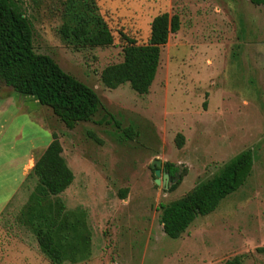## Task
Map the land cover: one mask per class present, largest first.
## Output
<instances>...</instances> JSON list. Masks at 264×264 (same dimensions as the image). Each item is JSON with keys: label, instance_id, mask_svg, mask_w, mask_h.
Wrapping results in <instances>:
<instances>
[{"label": "rangeland", "instance_id": "1", "mask_svg": "<svg viewBox=\"0 0 264 264\" xmlns=\"http://www.w3.org/2000/svg\"><path fill=\"white\" fill-rule=\"evenodd\" d=\"M93 1L112 37L107 47L61 41L58 0L16 1L31 23L33 51L96 93L101 107L89 122L67 130L48 108L0 83V98L8 99L0 104V132L20 131L38 148L51 133L58 138L73 174L58 198L67 210L86 212L91 232V255L78 264H223L235 256L241 264H264L263 8L249 0ZM161 13L176 15L179 27L160 48L148 92L138 95L127 84L105 88L99 74L122 60L123 37L145 44L151 19ZM105 114L118 129L101 121ZM128 128L126 139L121 131ZM246 150L252 167L243 185L179 238L168 239L159 205L180 198ZM155 160L158 185L150 168ZM165 164L176 169L166 184ZM32 187L23 181L0 212V264H49L16 222Z\"/></svg>", "mask_w": 264, "mask_h": 264}, {"label": "trees", "instance_id": "2", "mask_svg": "<svg viewBox=\"0 0 264 264\" xmlns=\"http://www.w3.org/2000/svg\"><path fill=\"white\" fill-rule=\"evenodd\" d=\"M16 1L0 0V83L48 108L67 130L80 122H89L101 107L96 93L63 72L49 56L33 51L31 23ZM58 1L61 23L57 34L66 45L96 48L112 44L111 34L97 14L93 0ZM249 2L264 10V0ZM178 27L176 15L161 13L151 19L145 44L136 45L133 40L123 37L122 60L101 70V84L108 89L127 84L134 93L146 94L156 74L160 48ZM101 121H111L119 128L108 114ZM121 134L129 139L132 130L124 129ZM50 137L24 180L32 181L33 187L16 222L32 235L38 252L49 264H78L91 255V232L86 212L67 210L58 198L71 185L73 174L61 156L57 136L51 133ZM181 143L182 136L178 134L176 147L179 148ZM251 167V151H242L180 198L160 204L159 224L163 234L168 239H177L197 217L212 213L220 201L243 185ZM164 170L170 177L176 172L170 164H165ZM223 264H241V261L235 256Z\"/></svg>", "mask_w": 264, "mask_h": 264}, {"label": "crops", "instance_id": "3", "mask_svg": "<svg viewBox=\"0 0 264 264\" xmlns=\"http://www.w3.org/2000/svg\"><path fill=\"white\" fill-rule=\"evenodd\" d=\"M6 101L8 99L0 98V104H8ZM2 111L3 108L0 112ZM17 134L6 129L0 132V212L30 172L37 154L41 153L51 140L49 135L45 146L38 148L36 139L32 141L29 136L25 138L20 131H17Z\"/></svg>", "mask_w": 264, "mask_h": 264}, {"label": "water", "instance_id": "4", "mask_svg": "<svg viewBox=\"0 0 264 264\" xmlns=\"http://www.w3.org/2000/svg\"><path fill=\"white\" fill-rule=\"evenodd\" d=\"M159 165H160V162L157 161V160L153 161L150 164V168H154V170H153L154 180L153 181H154V184L155 185H158L159 184V179H158V176H159V169H158V167H159ZM162 178H163V182L166 184V182H167V180H166L167 179V173L163 174L162 175ZM165 184L163 185V187L166 188Z\"/></svg>", "mask_w": 264, "mask_h": 264}]
</instances>
